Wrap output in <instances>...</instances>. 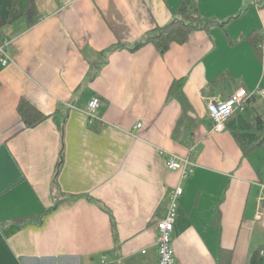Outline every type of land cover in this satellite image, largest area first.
Returning <instances> with one entry per match:
<instances>
[{
    "label": "crops",
    "instance_id": "crops-1",
    "mask_svg": "<svg viewBox=\"0 0 264 264\" xmlns=\"http://www.w3.org/2000/svg\"><path fill=\"white\" fill-rule=\"evenodd\" d=\"M195 1L200 27L165 53L146 39L182 0H35L34 21L1 30L0 264H158L179 186L178 264H250L264 249V148L243 152L208 109L264 89V0Z\"/></svg>",
    "mask_w": 264,
    "mask_h": 264
},
{
    "label": "trees",
    "instance_id": "trees-1",
    "mask_svg": "<svg viewBox=\"0 0 264 264\" xmlns=\"http://www.w3.org/2000/svg\"><path fill=\"white\" fill-rule=\"evenodd\" d=\"M179 14V20L164 29H157L155 34L146 39L147 43L156 46L161 53L167 52L174 43H185L191 33L200 27L199 22L202 17L195 0H182ZM23 17H28L32 21L37 18L35 0H0V32L5 26L13 24ZM259 43L260 41H257L255 47L257 51L261 52ZM182 100L185 108L188 109L186 101ZM257 101V98L250 99L245 110L239 111L240 113L237 115L234 114L227 122V128L231 130L245 153H250L257 148H264V107L262 105L263 109H260L262 112L255 108L253 104ZM45 118L42 115L41 119ZM250 264H264V249H259L252 255Z\"/></svg>",
    "mask_w": 264,
    "mask_h": 264
},
{
    "label": "built area",
    "instance_id": "built-area-1",
    "mask_svg": "<svg viewBox=\"0 0 264 264\" xmlns=\"http://www.w3.org/2000/svg\"><path fill=\"white\" fill-rule=\"evenodd\" d=\"M12 57V43L4 41L0 44V62L6 66L11 61ZM259 96L264 99V89L250 94L244 90L230 96L224 101H213L209 103L208 109L214 122V129L217 132H223L227 129L228 120L237 112L244 111L247 103L253 96ZM101 107L99 99H94L89 104V120L93 123L98 116V110ZM167 166L172 171H179L183 178H187L195 171L191 158L178 159L169 156ZM184 190L181 186L171 191L169 195V210L165 219L157 223L158 238L157 249L159 255L158 264H178L175 259V253L172 246L173 232L175 229L176 217L178 215V208L180 199L183 196ZM258 221L264 226V202L263 212L257 217ZM105 264V262H103Z\"/></svg>",
    "mask_w": 264,
    "mask_h": 264
},
{
    "label": "rangeland",
    "instance_id": "rangeland-1",
    "mask_svg": "<svg viewBox=\"0 0 264 264\" xmlns=\"http://www.w3.org/2000/svg\"><path fill=\"white\" fill-rule=\"evenodd\" d=\"M258 153L259 155H262V157L264 158V150H260Z\"/></svg>",
    "mask_w": 264,
    "mask_h": 264
}]
</instances>
